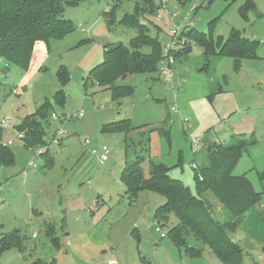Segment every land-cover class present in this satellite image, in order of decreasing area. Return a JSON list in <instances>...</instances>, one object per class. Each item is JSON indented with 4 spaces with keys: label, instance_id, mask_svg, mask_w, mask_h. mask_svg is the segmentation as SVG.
Segmentation results:
<instances>
[{
    "label": "rangeland",
    "instance_id": "obj_1",
    "mask_svg": "<svg viewBox=\"0 0 264 264\" xmlns=\"http://www.w3.org/2000/svg\"><path fill=\"white\" fill-rule=\"evenodd\" d=\"M248 1L252 7L248 5L245 10ZM154 3V12L137 18L148 29L147 34L157 39L162 51L179 50L178 44L171 47L169 31L175 26L182 33L194 29L212 40L226 39L235 30L242 38L258 43L256 56L242 60L239 69L228 57L211 60L205 67L203 49L184 37L190 52L171 66V86L161 81L158 70L133 74L119 82L130 86L133 94L114 101L108 92L85 79L101 61L104 45L129 46L137 27L123 19L135 15L136 8H143L142 0H83L67 8L63 17L72 22L74 30L49 42L39 71L23 85L24 72L12 64L0 65V122L11 119L16 127L48 102L51 113L42 121L46 127L45 144L57 128L65 132L60 144L50 147V160L34 156L13 129L2 130V144L12 142L8 148L14 163L9 167L0 165V234L17 231L27 251L21 256L16 250L5 252L0 264H28L35 255L44 264H223L191 235L186 237V245L200 250L196 257L161 238L156 228L166 234L178 223L173 215L167 223L154 220L155 210L165 199L141 192L137 199L130 200L120 175L127 163L138 159L146 175L149 162L162 163L171 168V177L194 191L193 177L198 171L192 166L202 168L198 161L203 155L194 154L191 141L197 140L200 149L203 145L202 151L207 152V137L216 134L222 139L229 131L245 133L243 138L251 140L233 174L245 176L254 191L262 193L260 209L264 215V184L258 178V173L264 171V0ZM163 6L167 10H162ZM169 16L174 19L172 23ZM141 51L148 53L149 48ZM61 66L69 75L65 86L56 77ZM59 91L64 98L62 104L54 101ZM78 110L83 111L82 119L67 120ZM52 114L57 121L51 119ZM123 120L133 128L129 134L101 131L104 125ZM103 146L109 149V159L99 165L89 151H100ZM202 158L204 163L207 159ZM46 160L50 164L46 165ZM30 162L35 167L29 166ZM208 196L220 212V204L211 194ZM46 223L53 230L49 237ZM234 236L245 244L251 241L239 229ZM52 239L61 245L66 240L70 244L58 252ZM260 249L255 246L249 252L252 258L245 256L243 264H264Z\"/></svg>",
    "mask_w": 264,
    "mask_h": 264
},
{
    "label": "trees",
    "instance_id": "obj_2",
    "mask_svg": "<svg viewBox=\"0 0 264 264\" xmlns=\"http://www.w3.org/2000/svg\"><path fill=\"white\" fill-rule=\"evenodd\" d=\"M82 1L0 0V58L3 63L12 64L26 74L32 66L37 43H43L48 51L51 40L61 39L74 30L72 22L65 19L63 14L67 8L76 7ZM142 2L143 8H136L135 15H126L123 19L125 23L135 24L137 27V34L130 40L129 46L121 43L104 45L101 62L91 68L85 79V82L94 83L104 92H108L114 101L133 94L132 88L119 85L120 81L133 74L157 72V65L162 57L160 43L147 34L148 29L140 24L137 18L154 12L156 5L154 0ZM246 5L245 10L248 5L252 7L249 1ZM240 12L244 18L245 11ZM183 35L203 49L205 67L210 66L211 60L228 57L233 59L236 69H239L242 60L256 56L258 43L242 38L235 30H231L226 39L217 37L216 40L194 29L187 30ZM144 47L149 48L148 53L141 51ZM189 52L187 45L181 50L170 51L175 60L187 56ZM56 77L62 86L69 81L64 66L59 67ZM54 99L55 103L62 104V92L56 93ZM49 109L51 106L46 102L34 114L25 116L17 126V130L24 134L22 142L26 149L31 151L45 145L46 127L42 121L49 115ZM131 130L133 128L128 120L110 123L101 129L105 133L125 135ZM1 138L0 128V165L9 167L14 163V156L8 147L2 145ZM248 144L251 145V141L241 136H232L227 144L217 143L207 148V168L199 170L192 167L194 171H198L193 177L194 191L182 181L171 177V168L162 163L149 162L146 175L140 159L125 165L120 182L130 200L137 199L141 192H151L165 199V203L155 210L153 218L157 223H167L172 215L176 218L178 223L167 231L165 238L176 248L184 249L186 255H200V250L186 245V237L191 235L223 264H243L245 256L252 258L249 252L253 251L255 246L264 252V215L260 209L262 193L255 192L245 176L233 174ZM41 156L49 158V150ZM49 159L51 160V157ZM50 160H46V165L50 164ZM258 178L264 184V171L258 173ZM208 194L220 204V212L217 210L218 205L215 206L211 202ZM238 229L247 233L251 241L245 244L244 240L236 236L233 238ZM52 232L51 225L47 224L46 235L49 237ZM52 243L55 248L59 247L57 239H52ZM12 249H23L22 237L15 230L1 233L0 256ZM31 264L43 263L36 260Z\"/></svg>",
    "mask_w": 264,
    "mask_h": 264
},
{
    "label": "built area",
    "instance_id": "obj_3",
    "mask_svg": "<svg viewBox=\"0 0 264 264\" xmlns=\"http://www.w3.org/2000/svg\"><path fill=\"white\" fill-rule=\"evenodd\" d=\"M167 10V8H165V6L162 7V10ZM160 17V16H158ZM170 18V22L172 23L174 19H171V17L169 16ZM181 29H179L178 27H175L173 26L171 28V30L169 31V34L171 35V47L174 46L175 44H178L179 46V50L183 49L186 45L185 43L183 42L184 40V35L183 33L185 32H180ZM178 35H180V39H178ZM183 35V36H182ZM183 37V39L181 38ZM178 39V40H177ZM182 39V40H181ZM170 51H177L173 48H170V49H166L163 51L162 53V57L161 59L159 60L158 62V74H159V78L161 79V81L167 85V86H171L172 83H173V79H174V76H173V73H172V70H171V66L174 64V62L176 61L174 59V57L171 55ZM3 64V61L2 59L0 58V65ZM174 113L177 112V109L175 107H173L171 109ZM83 111L82 110H78L76 114L72 115V116H69L67 118V120H72V119H82L83 118ZM51 119L53 121H57L58 120V117L55 115V114H52L51 115ZM65 120V119H63ZM18 125H16L17 127ZM15 127V123L13 120L11 119H3L1 122H0V128L2 130H6V129H13L14 132H15V135L17 136L18 139H20L21 141H23V136L24 134L22 132H19ZM65 135V132L62 130L61 127L57 128L55 131H54V135L51 139V141H48L45 145L41 146V147H38L36 149H32L31 151L33 152L34 156H41L43 153H45L47 150L50 149V147L52 146H58L61 142V140H63V136ZM192 145L195 146L198 141L197 140H192ZM12 144L11 141H8L6 144H2L4 147H8ZM89 143L87 141H85L84 143V146H87ZM90 155L95 158L96 162L99 164V165H104L108 159H109V149L105 146H103L100 151H97V150H90L89 151ZM29 166L31 167H35V165L30 162L29 163ZM194 169H197V167L195 165L192 166ZM155 231L157 233H160V237L161 238H165L166 237V234L165 233H162L161 230L159 228H156ZM108 264H116L115 261H110L108 262Z\"/></svg>",
    "mask_w": 264,
    "mask_h": 264
},
{
    "label": "crops",
    "instance_id": "obj_4",
    "mask_svg": "<svg viewBox=\"0 0 264 264\" xmlns=\"http://www.w3.org/2000/svg\"><path fill=\"white\" fill-rule=\"evenodd\" d=\"M46 56H47V52H46V48H45V45L43 44V43H37L36 45H35V48H34V59H33V62H32V66H31V68H30V70L25 74L26 75V77L24 78V80L22 81V83H21V85H23L28 79H29V76L30 75H32L33 73H36V72H38L39 71V69H40V66L43 64V62H44V60L46 59ZM101 62V61H100ZM99 63V62H98ZM124 82V81H123ZM119 85H127V84H120L119 83ZM51 124H52V129H54V123L53 122H51ZM234 131V130H233ZM245 135V133H237V132H235V133H232V131H229L225 136H223L222 137V139H219L218 138V136L215 134L214 136H210V137H207L206 138V144H205V147H207V148H209V147H211V146H213L214 144H217V143H222V142H224V141H228L229 139H230V137H232V136H241V137H243ZM249 141H251V140H249ZM192 145V144H191ZM195 147H199L198 146V143L195 145V146H193L192 145V148H193V152H194V154L195 155H201L202 157H205L207 160L203 163L202 161H203V158L202 157H199V159H200V161H198V162H200L199 163V165L202 167V168H199V166L197 165V164H193V165H195L196 167H197V169H204V168H207V166H208V155H207V152H206V150L205 151H202L203 150V145L201 146L202 148L200 149V147L199 148H195ZM195 148V149H194ZM200 149V150H199ZM193 154V155H194ZM47 224H50V223H46V225ZM34 236V235H33ZM32 236V238L34 239V237ZM238 238V237H237ZM239 239V238H238ZM69 244H70V242L68 241V240H66L65 241V243L64 244H59V247L58 248H55V249H57V251L58 252H60L61 250H63L66 246H69ZM12 250H15V249H12ZM9 251H11V250H9ZM9 251H6V252H9ZM16 251H18L19 252V254H20V256H21V254H23L25 251H27V250H25V247H24V244H23V249L22 250H16ZM35 251V247H34V249H29V252L30 253H32V252H34ZM5 253V252H4ZM3 253V254H4ZM28 254L29 256H31V254ZM2 254V255H3ZM63 253H61V255H62ZM1 255V256H2ZM0 256V257H1ZM34 257V259L35 260H30L29 262H27L28 264H31V263H33V262H35L36 260H40L41 262H42V260L40 259V258H38L36 255L35 256H33ZM21 259H22V257H21ZM43 263V262H42ZM44 264V263H43ZM46 264V263H45Z\"/></svg>",
    "mask_w": 264,
    "mask_h": 264
}]
</instances>
